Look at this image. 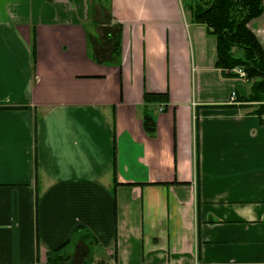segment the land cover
Returning <instances> with one entry per match:
<instances>
[{"label":"crops","instance_id":"crops-1","mask_svg":"<svg viewBox=\"0 0 264 264\" xmlns=\"http://www.w3.org/2000/svg\"><path fill=\"white\" fill-rule=\"evenodd\" d=\"M185 10L0 0V264H264L254 80ZM247 26L264 48V0Z\"/></svg>","mask_w":264,"mask_h":264},{"label":"trees","instance_id":"trees-1","mask_svg":"<svg viewBox=\"0 0 264 264\" xmlns=\"http://www.w3.org/2000/svg\"><path fill=\"white\" fill-rule=\"evenodd\" d=\"M185 9L193 23L205 25L216 37L215 66L229 77H236L231 70L240 67L245 71L247 81L254 80L250 95L243 101L255 103V113L260 118L264 114V48L247 24L262 14V0H191ZM113 52L118 59L120 44L117 37ZM32 55H35L34 46ZM144 97L148 101H159L166 95L145 93ZM66 244L47 253V264H81L71 254L64 253ZM88 256L84 264H92L91 253Z\"/></svg>","mask_w":264,"mask_h":264},{"label":"built area","instance_id":"built-area-1","mask_svg":"<svg viewBox=\"0 0 264 264\" xmlns=\"http://www.w3.org/2000/svg\"><path fill=\"white\" fill-rule=\"evenodd\" d=\"M227 72V71H225ZM232 73L236 74L237 75V78L239 79H242L244 81H247L246 79V73L245 71L240 68V67H236L234 69L231 70ZM228 101L229 103H235L237 101V95H236V92L235 91H232L229 95V98H228ZM163 108H160L159 110L161 111ZM261 121L264 123V114L261 115Z\"/></svg>","mask_w":264,"mask_h":264},{"label":"rangeland","instance_id":"rangeland-1","mask_svg":"<svg viewBox=\"0 0 264 264\" xmlns=\"http://www.w3.org/2000/svg\"><path fill=\"white\" fill-rule=\"evenodd\" d=\"M183 2V7L185 8L186 5L190 4L191 3V0H182ZM185 12H189L187 10H185ZM235 51V50H234ZM236 52V51H235ZM238 54V53H237Z\"/></svg>","mask_w":264,"mask_h":264}]
</instances>
